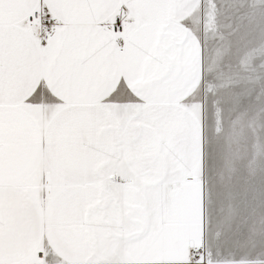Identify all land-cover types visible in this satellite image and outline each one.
I'll use <instances>...</instances> for the list:
<instances>
[{
    "label": "snow or ice",
    "instance_id": "obj_1",
    "mask_svg": "<svg viewBox=\"0 0 264 264\" xmlns=\"http://www.w3.org/2000/svg\"><path fill=\"white\" fill-rule=\"evenodd\" d=\"M0 264H264V0H0Z\"/></svg>",
    "mask_w": 264,
    "mask_h": 264
}]
</instances>
